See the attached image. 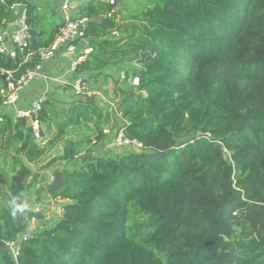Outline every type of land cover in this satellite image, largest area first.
<instances>
[{
	"label": "trees",
	"instance_id": "1",
	"mask_svg": "<svg viewBox=\"0 0 264 264\" xmlns=\"http://www.w3.org/2000/svg\"><path fill=\"white\" fill-rule=\"evenodd\" d=\"M138 2L117 11L120 0H79L69 14L88 19L81 86L111 77L122 53L142 64L123 78L118 128L141 150L93 155L106 121L84 125L78 114L40 141L33 118L2 110L15 107L3 106L1 90L41 65L67 17L54 1L0 0V27L18 4L31 34L15 56L0 53V264H264V0ZM24 91L17 107L34 100L22 103ZM55 116L44 99L47 132ZM60 143L38 170L82 157L79 166L50 179L34 172ZM28 188L37 201L64 200L62 213L13 216L10 201H25Z\"/></svg>",
	"mask_w": 264,
	"mask_h": 264
},
{
	"label": "rangeland",
	"instance_id": "2",
	"mask_svg": "<svg viewBox=\"0 0 264 264\" xmlns=\"http://www.w3.org/2000/svg\"><path fill=\"white\" fill-rule=\"evenodd\" d=\"M34 2L42 3V4H51L53 0H32ZM81 1V0H80ZM85 1V0H82ZM117 1V0H115ZM139 0H120V4L116 7V10H119V7H122L124 10H127V5L132 7L137 5ZM127 4V5H126ZM68 15L70 14L67 13ZM118 37L122 34L117 33ZM88 45V40L81 43L80 48L82 49ZM60 53H63L66 57H70L71 54L66 51V49L59 50ZM57 54V56H58ZM118 64L115 66H111L107 69V72L111 75V77L107 79H100L98 82L90 81L86 84H82L80 93L76 92L74 88H71L67 91L60 88L58 91L55 90L56 86H65L67 84H74L76 79H82L84 76H80L75 74V72L70 69V61L63 63V66L58 68V65L62 63V61L58 60L55 56L54 59L49 61H42L41 68L39 69V74L42 73L45 76H50L53 80H44L38 77L35 80V83L31 85V88H25L24 97L22 103H27V101H31L33 98L43 97V99H50L53 102V107L56 112V120L58 122L53 121L54 128L52 126L51 132H47L48 126L47 123L43 122L40 125L42 134L39 139L46 141L49 139L56 130L58 131V123L59 121H64L65 123H70V127L75 125L77 119V115L81 114L82 118L80 123L86 125L94 123H102L106 121L107 124V138L109 141L108 147L112 150H107L104 148V144L99 143L97 147H93L91 149L92 154H124L130 152L129 149H125L124 146H119L114 138V134L118 130V128L122 124V109L119 108V102L121 100V91L129 86V84H125L123 81L122 75L126 73L127 70L132 71L134 68L141 67V63L136 58L135 53L126 54L122 53L118 55L116 58ZM71 60V58H70ZM87 75V74H86ZM80 77V78H79ZM40 79V80H39ZM131 83V81H130ZM73 97H65L66 94H71ZM91 99L93 102L92 106L83 110L84 104L88 102V99ZM91 107H94L92 110ZM3 111H8L10 113H14V109H2ZM101 114V117L97 114ZM79 122H77L78 124ZM105 137V138H106ZM106 138V140H107ZM63 149V145L60 143L57 147L50 151L49 156L43 160L39 166L34 164H30V167L33 171H39L40 174L44 175L47 179H50L53 170L55 168L59 169H69L72 170L79 166L82 161V157H78L72 161L62 160L58 161L53 167L47 168L45 170H38V167L44 165L50 159L54 158L59 154L57 151ZM134 151H140L141 149H134ZM32 182V179L29 180V183ZM38 183H40L38 181ZM29 207L25 209L24 212L29 210H45V213L48 218H55L58 214L62 213V208L64 204V200H55V199H44L43 201H37L35 195L34 188H28L26 190V200Z\"/></svg>",
	"mask_w": 264,
	"mask_h": 264
},
{
	"label": "built area",
	"instance_id": "3",
	"mask_svg": "<svg viewBox=\"0 0 264 264\" xmlns=\"http://www.w3.org/2000/svg\"><path fill=\"white\" fill-rule=\"evenodd\" d=\"M53 1L58 3L61 11L66 14L67 23L52 44L51 48L41 51L40 56L43 61H49L57 56V52H59V50L66 49V51L71 55L75 54L73 58H71V63L69 66L70 69L75 71L77 65L85 59L86 55L91 50L89 45H86L82 49L78 50L80 44L88 40L87 38H84L88 19L87 17L70 19L69 15L67 14L75 8L79 0ZM108 1H110V3L114 2V0ZM14 16L15 19L12 22L8 23L6 26L0 27V53H9L11 56H15L16 48L21 50L28 48L31 37L30 28L26 22L25 11L21 10L20 5L18 4L14 7ZM78 39H81L80 44L76 43ZM40 68L41 65H38L36 69L28 70L16 81H10L6 90H1V94L5 97L3 106L15 107L16 116H27L33 118L32 124L35 131V137L38 140L42 136L40 128L41 123L38 121V115L42 109V101L44 99L42 97L34 99L31 106L28 108H20L16 105L23 93V90L38 77L44 80H53L50 76H45L42 73L39 74ZM122 77L125 78V74H123ZM81 80V78H77L73 84L78 93L81 91ZM130 81L133 85L139 84L138 77H133L130 79ZM113 139L119 146H124L125 149H141L142 147V144L137 140L128 138L122 129H118L116 131ZM8 247L11 250L13 257L16 258L19 253V242H10Z\"/></svg>",
	"mask_w": 264,
	"mask_h": 264
},
{
	"label": "clouds",
	"instance_id": "4",
	"mask_svg": "<svg viewBox=\"0 0 264 264\" xmlns=\"http://www.w3.org/2000/svg\"><path fill=\"white\" fill-rule=\"evenodd\" d=\"M9 207L11 208V212L13 216H16L17 213H23L25 209L29 207L28 203L22 200L13 199L10 201Z\"/></svg>",
	"mask_w": 264,
	"mask_h": 264
},
{
	"label": "crops",
	"instance_id": "5",
	"mask_svg": "<svg viewBox=\"0 0 264 264\" xmlns=\"http://www.w3.org/2000/svg\"><path fill=\"white\" fill-rule=\"evenodd\" d=\"M79 49H81L80 47L78 48V50ZM60 52V51H59ZM58 52V53H59ZM75 55V54H74ZM74 55H71L69 58L68 57H66L63 53H60V54H58V56H56L57 57V59L58 60H60V61H62V63L61 64H59L58 65V68H60V67H62L63 66V63H65V62H68V61H70V58H73V56ZM80 76H82V75H80ZM80 78V77H79ZM40 80V79H39ZM35 83V81H33L27 88H31V85H33ZM43 98V97H42ZM33 99H36V98H33ZM107 138V137H106ZM106 138L101 142L102 144H104V148L106 149L107 148V150H112V149H110L109 147H108V144H109V141H108V138H107V140H106ZM97 147V146H96ZM100 155H105V153L104 154H100Z\"/></svg>",
	"mask_w": 264,
	"mask_h": 264
}]
</instances>
